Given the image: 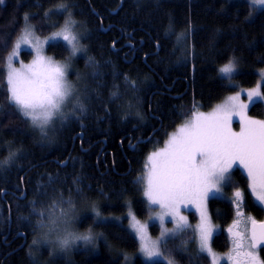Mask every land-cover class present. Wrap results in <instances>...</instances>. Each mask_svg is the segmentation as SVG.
Wrapping results in <instances>:
<instances>
[{
  "label": "trees",
  "instance_id": "1",
  "mask_svg": "<svg viewBox=\"0 0 264 264\" xmlns=\"http://www.w3.org/2000/svg\"><path fill=\"white\" fill-rule=\"evenodd\" d=\"M64 3L84 34L86 52L76 56V62L85 75L79 100L85 112L75 110L80 118L69 131L56 130L53 138L45 140L8 105L6 58L26 23L25 13L31 14L27 22L34 31L47 36L68 12L47 17L45 12ZM189 28L191 35L178 44L177 36ZM46 52L58 59L69 57L62 42L49 43ZM21 56L28 60L31 53L22 51ZM88 57L98 63L102 80L93 78L85 64ZM232 57L238 59L235 82L246 88L255 85L257 70L264 67V9L252 14L247 0H141L140 6L137 0H4L0 4V105L5 113L0 116V161L10 151H20L8 165L0 166V264H30L26 253L33 240L38 242L32 247L37 264H128L125 255H132L129 264H165L147 263L134 255L138 243L124 216L129 210L139 219L147 216L142 175L148 153L159 148L187 116L210 110L233 92L218 74ZM125 76L136 82V88L125 83ZM116 90L120 98L112 101ZM249 114L263 118L262 102H254ZM83 121L81 127L78 123ZM79 131L84 132L81 141ZM49 176L55 182L50 183ZM236 189L245 194L243 211L255 220L264 219V210L248 191L247 177L235 168L226 197L208 201L210 217L220 227L212 246L220 252L229 248L224 229L234 218L229 194ZM69 200L89 210L76 231L99 232L105 239L98 240L92 251L87 246L94 242L73 247L70 255H50L55 252L53 245L37 239L40 213H58ZM191 219H195L192 214ZM191 237L188 229L170 240V257L178 264H209L205 254L197 261V252L176 250ZM260 252L264 261V248Z\"/></svg>",
  "mask_w": 264,
  "mask_h": 264
},
{
  "label": "snow or ice",
  "instance_id": "2",
  "mask_svg": "<svg viewBox=\"0 0 264 264\" xmlns=\"http://www.w3.org/2000/svg\"><path fill=\"white\" fill-rule=\"evenodd\" d=\"M3 3L4 0H0V4ZM140 3L141 0H137V6H140ZM252 5L264 6V0H249V6ZM65 12H68V18L64 25L47 39L61 38L66 42V46H70L71 56L74 57L78 52H86V49L79 44L80 34L73 30L76 22L71 20L69 5L59 4L54 9L45 12V16L47 17L49 13L60 15ZM30 17V13H25L23 19L27 22ZM32 28L34 26L25 25L14 42L13 50L6 58L8 61L7 101L10 107L30 121L34 129L39 130L42 137H46V129L54 119L65 117L62 109L74 96L75 88L67 80L68 65L55 63L42 55L38 41L36 43L37 56L31 64L21 63L20 68L12 66L14 58L18 57L21 45H31ZM190 35L191 28L177 36V43L182 44ZM3 46L7 47L6 40ZM86 66L91 67L94 79L102 80L103 73L100 72L99 65L93 57L87 58ZM237 72L238 59L236 57L230 58L228 63L218 69V74L229 84L234 81L233 74ZM124 80L126 84H131L133 88H136L135 81H129L127 76ZM262 87H264V80L255 88L247 91L249 103H253L256 98L264 99L260 90ZM240 96L241 93L237 92L228 97L226 103L218 105L208 114L193 113L191 120L169 137L164 148L148 156V164L145 165L148 171L146 177L143 178L146 181L145 195L150 204L158 205L161 209L156 217H150L149 220H159L161 233L159 238L153 241L147 236V224H140L138 221L133 224L132 227L135 229L141 251L145 256L167 259V264H176L174 259L168 258L172 252L168 249V243L191 228L186 217L180 214V208L181 206L187 208L189 204H194L201 215V222L195 229L199 241L197 261L202 254H206L204 258L211 257L212 264H219L211 248L214 226L207 215L206 201L209 198H215L216 194L222 193L224 187L231 185V170L236 164L247 172L251 195L255 197L259 205L264 206V121L246 118L244 110L249 107V103L241 101ZM119 98L118 90L111 93L110 100L115 101ZM76 107L81 113L85 112V106L78 97ZM4 114V106L0 105V116ZM136 115L143 119L139 112ZM234 115L241 118L239 132H233L230 127L231 118ZM19 151H10L8 158L0 161V166L8 165ZM49 182H55L54 178L49 176ZM73 183L77 184L78 178ZM77 191L80 189L77 188ZM233 195L232 203L236 206L238 218L234 221L233 227L229 228V232L232 233L236 256L235 258L230 256L229 259L233 260V264H264V261H261L256 254L259 246L264 245V222L258 224L251 217L244 216L242 211L244 192L237 189ZM68 203L71 205V200ZM69 211L70 209H64L59 214H50L47 224L43 220L39 222L40 226L48 227L49 231L63 233L58 238V246L64 251H67L77 241L92 243L94 240L90 234L76 235L68 230V220L71 219ZM40 215L44 216V213L41 212ZM168 217L171 219L167 222H174L172 229L164 227ZM249 223L251 224L250 229L248 228ZM241 225L244 227L239 230ZM234 228L238 230L234 231ZM37 243L33 240L26 253L30 264H37V258L32 251L33 245ZM188 243L190 239L183 241L176 250L188 251L185 246Z\"/></svg>",
  "mask_w": 264,
  "mask_h": 264
},
{
  "label": "rangeland",
  "instance_id": "3",
  "mask_svg": "<svg viewBox=\"0 0 264 264\" xmlns=\"http://www.w3.org/2000/svg\"><path fill=\"white\" fill-rule=\"evenodd\" d=\"M247 1L249 3V0H247ZM251 8H252V14H253L254 12H256V11H258L260 9H264V6L252 5ZM67 18L68 17L64 18L62 23H61V25H59V27H57L56 29L52 30L50 32V34H48L47 36L38 35L34 31V29L32 28V36L30 38L31 39V45H21V49L19 51L18 57L14 58L13 64H12V66L15 67V68H20L21 67V63H23L25 65L31 64L36 59V56H37V52H36V43H37V41L39 42V45H40V47L42 49V53H41L42 55H44L45 57L50 58L55 63L67 64L68 65L67 80H68L69 83L73 84V86L75 88V94L72 97V99L62 109V111L65 113V117L67 115H72V113L77 109V107H76V98L78 97L79 100L81 99L83 89H84V87L86 85L85 75L83 74L82 71H80V69H78L77 62H76L77 59H78L76 56H82L83 52H78L76 54V56L73 57V56H71V48H70V46H67L68 49H69V58L70 59L68 58L67 60H63V59L55 58L53 55L48 54L46 52V47L51 42H62V43H64L66 45V42H64L61 38H56V39H47V38L52 37L54 33L59 31L61 29V27L64 25L65 20ZM71 20L76 22L73 25V30H74L75 33L80 34L79 44H80V46L83 47L82 39L84 37V34H83L82 29L80 28L81 23L77 22L73 16H71ZM26 24L31 26V24L29 22H26L25 25ZM25 25H24V27H25ZM24 27H23V29H24ZM22 51L30 52L31 53L30 59L23 60V58L21 56ZM223 65H221L220 67H222ZM238 71H239V68H238ZM78 74H79V78H78ZM235 74L236 73H234L233 75L235 76ZM7 75H8V61H6V81H7ZM257 75H258V79H257L256 84L253 85L252 87H248V88L238 85L235 82V80L231 84H229L227 82L228 85L234 89L233 92L228 93L224 97V99L222 101L216 103L210 110H208V111H194L193 113L202 112V113L208 114V113L212 112L218 105H223L224 103H226L228 97L235 95L237 92L241 93V96H240V100L241 101H243L244 103H249L248 102V97H247V91L255 88L258 83H260L262 80H264V67L257 70ZM256 101L262 102V104L264 106V99L256 98L254 102H256ZM253 103H249V107L246 110H244V115L248 119L264 121V117L263 118L253 117L252 115L249 114V108H250V106ZM193 113H192V115L187 116L181 124H179L172 132H170L168 137L164 140L163 144L159 146V148H155L153 151L148 153V155L146 156V158L144 160V172H143V175H142V179L144 177H146V175H147L148 169L145 167V165L148 164V156L152 152H155V151H157L159 149L164 148L167 140L169 139V137L172 134H174L179 127L183 126L185 123L190 121L192 116H193ZM65 117L63 119L60 118V117H56L54 119L53 123L50 126H48V128L46 129V132H47V136L46 137H42V134L39 132L38 129H34L32 126L31 127L42 138L52 137V135H53L55 129H57L58 125H60V124H62L64 122ZM30 125H31V123H30ZM230 127H231V130L233 132H239L240 131V129H241V118H240V116L234 115L231 118ZM149 167H150V165H149ZM235 168L240 169L242 171V173L247 177V172L239 164L234 165L232 170H231V172ZM248 185H249V180H248ZM143 187H144L143 197H144V200H145L147 208H148L147 209L148 210L147 216L144 219H139L135 215L133 210H129L124 216L127 219L126 220L127 228L134 235V237L136 238L137 243H138V248H137V251L135 252L134 255L139 256L144 262H147V263H152V262H156V261H162L165 264H167V259H163L162 260V259L157 258V257L149 258V257L144 255V253L141 251L139 238H138V236L135 233V229L132 227L133 224L135 222H137V221L140 224H147L148 225L147 236L153 241L157 240L159 238V236H160V233H161V225H160L159 220H155V219H153L151 221L149 220L150 217H156L157 214L160 213L161 209H160V207L158 205H152V204L149 203L148 197L145 195L146 181L144 179H143ZM225 188L226 187H224L222 189V193L221 194H216L215 198H224V197H226ZM236 190H232L230 192V194H229V198L231 200V203H232V200L234 199V195L233 194H234V192ZM248 191L251 194V190L249 189V187H248ZM252 197H253L254 201L258 204V202L255 200V197L254 196H252ZM209 199L206 201V211H207V215H208V217L210 219L211 224L214 226V234H213V236H214L216 233H218L220 231V227L217 224H215L212 221L211 217H210L209 209H208V201H209ZM84 206H86V205H84V204L76 205V204H72V203H71V205H69V203H68L67 205H65V207L58 208V210H57L58 213H55V212L51 213V212H53V210H51L49 213L50 214H59L64 209H70L69 216L71 217V219L68 220V230L73 232L76 235H87V234L92 235L94 237V240H93L94 243H93V245H88L87 246L88 250L92 251V250H95L94 248H95V245H96L97 241L98 240H104L105 236L104 235L101 236V234L99 232L93 234L92 231H90V230H86L84 232H80V234H79L78 231H76V230H78L77 226H78V223L81 221L82 217L89 213V210H87V206H86V208ZM259 206H261V205H259ZM233 207H234V212H235L234 213V218L231 220V222L224 229L225 233L227 234L228 239H229V248H228V250L225 251V252H220V251L216 250L212 246V239H211V242H210L212 251H213L214 255L218 258L219 264H233V260L229 259V257L231 256V257L235 258V256H236V252L234 250V245H233L232 233L229 232V228L233 227L234 221L238 218L237 217L236 206L234 204H233ZM261 207L264 208V206H261ZM242 211H243V207H242ZM243 213H244L245 217H251L252 219H254V217L251 214H246L244 211H243ZM180 214L183 215L184 217H186L188 224L191 225V228L189 230H191L192 237H191L190 243L185 245L187 247V249H188V251H186V253H193L194 251L197 252L199 241H198V236L195 234V229L197 228V226L201 222L200 211L197 210L196 205L189 204L187 206V208H185L184 206H181ZM191 214L195 216V219H191ZM122 218L121 217H119V218L117 217L116 220L117 221H122ZM170 219H171L170 217L166 218V223L164 224V227L172 229L174 227V222H167V221H170ZM250 225L251 224L249 223L248 224V228L249 229H250ZM243 227H244V225H241L239 230H242ZM73 228L75 229V231H74ZM233 230L235 231V230H238V229L234 228ZM62 235H63V233L60 232V231H49L48 227H42V228H39V237H37V239L40 242V244H47L49 246L53 245L52 249H54L55 252L51 253V255H55V254H60V255L68 254V255H70L71 250L73 249V247L74 248H78V247H83L84 248V247H86L84 245H86L87 243H85L84 241H77L74 245H71L70 248L67 251L61 250V249H59V246H58V238L60 236H62ZM178 247L179 246H177L176 248H178ZM256 254L259 256V259L261 261H263L262 258H261L260 249H257V253ZM125 256L127 258L129 257L128 260H129V263H130L132 255L131 256L125 255ZM168 258L174 259L173 257H168ZM207 258L209 259V264H212L211 257H207ZM175 262H176V260H175ZM176 264H178V263L176 262Z\"/></svg>",
  "mask_w": 264,
  "mask_h": 264
},
{
  "label": "flooded vegetation",
  "instance_id": "4",
  "mask_svg": "<svg viewBox=\"0 0 264 264\" xmlns=\"http://www.w3.org/2000/svg\"><path fill=\"white\" fill-rule=\"evenodd\" d=\"M76 56V55H75ZM69 58V57H68ZM68 58H65V59H63V60H67ZM70 59V58H69ZM125 62H128L127 60H125ZM78 112H80L81 113V111H80V109L77 107V109H76ZM80 117L79 116H77V115H75V113L73 112L72 113V115H67L66 117H65V120H64V122L62 123V124H60V125H58V127H57V129H55V131L57 130V133L58 134H61V133H63V132H67V131H69V127L71 126V123H74L75 122V120H77V119H79ZM79 125H82L81 127H84L83 125H84V121L83 122H79L78 123ZM83 131H79L78 132V136H79V138H80V141H81V139H82V137H83ZM75 135L74 136H72V141L74 142V140H75ZM80 145H81V143H80ZM83 150H86V149H83ZM22 198H24L25 197V194L23 193L22 194V196H21ZM9 205L10 204H8L7 202H6V206L9 208ZM56 205V203H52L51 204V207L52 208H54V207H56L55 206ZM50 214V213H49ZM49 214H46V213H44V216H40V220H43L44 222H45V224H47V220H48V217H49ZM255 220V219H254ZM36 227H38V228H42V226H40V223L38 222V225L36 226ZM251 228V227H250Z\"/></svg>",
  "mask_w": 264,
  "mask_h": 264
},
{
  "label": "bare ground",
  "instance_id": "5",
  "mask_svg": "<svg viewBox=\"0 0 264 264\" xmlns=\"http://www.w3.org/2000/svg\"><path fill=\"white\" fill-rule=\"evenodd\" d=\"M48 138H49V137H48ZM52 138H53V137H52ZM52 138H51V139H52ZM45 140H46V138H45ZM49 140H50V139H49ZM55 140H56V139H55ZM55 140H54V141H55ZM47 141H48V139H47ZM50 141H51V140H50ZM50 141H49V142H50ZM49 194H50V193H49ZM54 194H55V192H54ZM66 195H67V194H66ZM53 197H54V196H53ZM65 197H66V196H65ZM102 214H103V213H102ZM40 216H41V215H40ZM101 216H102V215H101ZM105 216H106V215H105ZM106 219H107V218H106ZM40 230H41V229H40ZM63 257H64V256H63ZM67 257H68V256H67Z\"/></svg>",
  "mask_w": 264,
  "mask_h": 264
},
{
  "label": "water",
  "instance_id": "6",
  "mask_svg": "<svg viewBox=\"0 0 264 264\" xmlns=\"http://www.w3.org/2000/svg\"><path fill=\"white\" fill-rule=\"evenodd\" d=\"M260 222H264V220H262V221H257L258 224H259ZM262 247H264V245H260V246H259V248H262Z\"/></svg>",
  "mask_w": 264,
  "mask_h": 264
}]
</instances>
